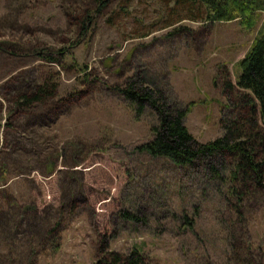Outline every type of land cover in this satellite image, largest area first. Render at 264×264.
<instances>
[{"label":"rangeland","instance_id":"1","mask_svg":"<svg viewBox=\"0 0 264 264\" xmlns=\"http://www.w3.org/2000/svg\"><path fill=\"white\" fill-rule=\"evenodd\" d=\"M104 1L0 0V264H93L133 248L144 264H264V197L239 219L221 180L140 151L153 109L135 117L117 91L144 76L187 107L197 141L215 138L222 80L234 83L264 10L247 27L173 0ZM44 82L50 96L17 103Z\"/></svg>","mask_w":264,"mask_h":264},{"label":"trees","instance_id":"2","mask_svg":"<svg viewBox=\"0 0 264 264\" xmlns=\"http://www.w3.org/2000/svg\"><path fill=\"white\" fill-rule=\"evenodd\" d=\"M92 1L97 10L106 3L104 0ZM173 1L203 8L205 19H237L247 27L254 14L264 10V0ZM190 6L188 10L193 14ZM84 17L89 15L85 14ZM83 19L80 33L85 27ZM188 19L196 21L198 17L189 15ZM47 58L54 61L50 54ZM237 66L234 83L226 77L222 80L227 106L219 118L221 132L206 142L197 141L184 125L187 107L169 100L158 85L146 84L144 76L128 79L117 91L132 108L135 117L141 115L145 106L153 109L156 122L149 127L151 138L139 145L138 149L152 157L166 158L185 171L202 167L209 177L226 184L227 205L241 219L243 201L264 197V22L262 30L253 38ZM54 89V85L41 83L29 96L22 94L17 103L25 106L32 101H40L50 96ZM121 216L137 220V216L128 211L122 212ZM93 264H144V260L142 254L133 248L126 255L106 252Z\"/></svg>","mask_w":264,"mask_h":264}]
</instances>
